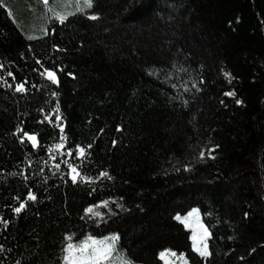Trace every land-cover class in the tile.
I'll return each instance as SVG.
<instances>
[{
  "label": "trees",
  "instance_id": "16d2710c",
  "mask_svg": "<svg viewBox=\"0 0 264 264\" xmlns=\"http://www.w3.org/2000/svg\"><path fill=\"white\" fill-rule=\"evenodd\" d=\"M112 234L132 264H264V0H0V264Z\"/></svg>",
  "mask_w": 264,
  "mask_h": 264
},
{
  "label": "snow or ice",
  "instance_id": "6c2138e0",
  "mask_svg": "<svg viewBox=\"0 0 264 264\" xmlns=\"http://www.w3.org/2000/svg\"><path fill=\"white\" fill-rule=\"evenodd\" d=\"M44 5L47 7L48 5V0H43ZM92 7V0H84V8H91ZM52 11V9H49ZM77 10L78 11H83V9L80 7L79 4H77ZM54 15L59 19L61 23L64 22L66 19V15L61 14V13H54ZM91 19H97L96 15L90 16ZM31 39V37H29ZM47 72V78L52 81V83H58L57 77L55 72L46 70ZM9 76H12L13 74L11 72L8 73ZM226 75H228L226 73ZM16 91L17 92H24L26 91L25 86L23 83H18L16 85ZM53 95H56V93H53ZM226 95H234V93H226ZM237 104L241 103V101L237 100ZM59 119V117H57ZM19 131V129H18ZM25 136H28V138L32 141L33 147L36 146L37 141H36V136L35 134L29 135L27 132L24 133ZM63 137H61V140L63 141ZM57 148L61 147V145H56ZM83 149H80L81 154H83ZM204 155L203 152L200 153V156L202 157ZM56 167H59V164L56 165ZM73 173H76V169H72ZM78 174V173H77ZM76 180V175H73V181L75 182ZM28 198L35 200L36 197L33 193L29 192L28 193ZM24 208V204L21 203L19 207L15 208L14 211L19 213L21 209ZM86 212L91 213L92 208L86 209ZM196 210L193 209V213H195ZM96 215H99V213H95ZM189 215H192L190 213ZM247 215V213H245ZM179 219V217H177ZM4 223H7L4 221ZM200 228L202 230L203 235L201 236V242L199 245H197L195 242L193 244V248L196 252L199 253L201 257H208L210 255L208 251L207 244L205 243V240L207 238L208 232L207 229L204 228L203 225H200ZM195 241V237L193 238ZM119 240L118 234H112L109 237H105L104 240L102 241H96L94 240L93 237H88L87 239L83 240L80 242L78 245H73L69 243L67 247L65 248V252L67 255L64 257L66 264H104V261H106L111 253V251L115 248L116 242ZM107 241V243H105ZM91 242V243H90ZM75 251V255L73 254ZM171 255L175 256V253H172L171 250H165L162 252L161 258L164 259L166 255ZM183 259V257H181ZM167 264V262H166ZM186 264V262H185Z\"/></svg>",
  "mask_w": 264,
  "mask_h": 264
},
{
  "label": "rangeland",
  "instance_id": "374dc122",
  "mask_svg": "<svg viewBox=\"0 0 264 264\" xmlns=\"http://www.w3.org/2000/svg\"><path fill=\"white\" fill-rule=\"evenodd\" d=\"M67 15H66V17H67ZM190 213H192V215H189ZM177 217H179V219H176V220L183 225L185 230H187L189 232L190 242H191L190 247L192 248V251L195 254H197L198 256H200L199 253L194 250L193 244L195 242L197 245H199L201 242V236L203 235V233H202V230L200 228V225H203L204 228H206L204 225V222H202L203 221L202 215L200 214V212L198 210H196L195 213H193V210H192L189 213H187L186 215H183V216L179 215ZM207 232L209 233L208 230H207ZM109 236H111V235H108L105 237H109ZM105 237L97 238L94 240L102 241V240H104ZM194 237H195V241L193 239ZM208 238H209V234L207 235V238L205 240V243L207 245H208ZM105 243H107V241H105ZM116 249H117V243L115 244V248L111 251L108 259L106 261H104V264H132L131 262L128 261V259L122 253L118 252V250H116ZM73 254L74 255L76 254L75 251ZM181 257H183V259ZM185 258L186 257L184 255L171 256L169 254V255H166V257L164 259H162L160 256L159 260H161L163 262V264H166V262H167V264H185V262L187 264L188 259H185Z\"/></svg>",
  "mask_w": 264,
  "mask_h": 264
},
{
  "label": "water",
  "instance_id": "95a60500",
  "mask_svg": "<svg viewBox=\"0 0 264 264\" xmlns=\"http://www.w3.org/2000/svg\"><path fill=\"white\" fill-rule=\"evenodd\" d=\"M25 139L28 141L27 143L33 147L32 141L28 138V136H25ZM36 141H37V138H36ZM37 148H38V143L36 144L35 147H33V149H37Z\"/></svg>",
  "mask_w": 264,
  "mask_h": 264
}]
</instances>
